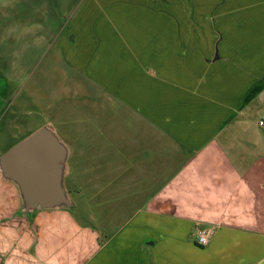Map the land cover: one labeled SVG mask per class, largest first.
<instances>
[{
  "label": "crops",
  "instance_id": "1",
  "mask_svg": "<svg viewBox=\"0 0 264 264\" xmlns=\"http://www.w3.org/2000/svg\"><path fill=\"white\" fill-rule=\"evenodd\" d=\"M237 4L215 23L223 77L208 65L172 92L166 48L99 34L143 43L96 81L106 128L77 146L94 165L74 169L66 144L72 208L30 214L0 176V264H264V0ZM200 227L214 228L204 247Z\"/></svg>",
  "mask_w": 264,
  "mask_h": 264
},
{
  "label": "rangeland",
  "instance_id": "2",
  "mask_svg": "<svg viewBox=\"0 0 264 264\" xmlns=\"http://www.w3.org/2000/svg\"><path fill=\"white\" fill-rule=\"evenodd\" d=\"M237 1L0 0V155L50 125L72 148L73 168L90 169L93 159L84 163L77 146L86 144L97 127L106 128L94 108L103 96L96 81H107L101 75L143 43L100 41L99 34L134 33L145 44L150 37L151 49L166 48L159 60L167 66L172 92L175 82L195 86L208 65L220 66L214 76L223 77L222 36L215 23L222 26L221 17L237 12ZM93 151L87 155L99 150Z\"/></svg>",
  "mask_w": 264,
  "mask_h": 264
},
{
  "label": "water",
  "instance_id": "3",
  "mask_svg": "<svg viewBox=\"0 0 264 264\" xmlns=\"http://www.w3.org/2000/svg\"><path fill=\"white\" fill-rule=\"evenodd\" d=\"M68 155V147L50 125L0 155V176L17 186L25 214L72 208L64 186Z\"/></svg>",
  "mask_w": 264,
  "mask_h": 264
},
{
  "label": "built area",
  "instance_id": "4",
  "mask_svg": "<svg viewBox=\"0 0 264 264\" xmlns=\"http://www.w3.org/2000/svg\"><path fill=\"white\" fill-rule=\"evenodd\" d=\"M257 125L259 128L264 130V116H262L258 122ZM214 234V228L213 227H200L196 229L195 231V237H196V243L197 245L204 247L209 243L210 238Z\"/></svg>",
  "mask_w": 264,
  "mask_h": 264
}]
</instances>
